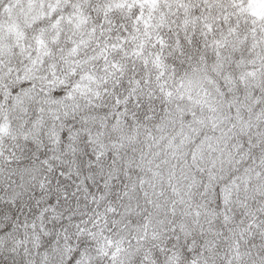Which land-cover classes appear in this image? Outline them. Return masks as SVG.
Listing matches in <instances>:
<instances>
[{
	"label": "clouds",
	"instance_id": "9594fccd",
	"mask_svg": "<svg viewBox=\"0 0 264 264\" xmlns=\"http://www.w3.org/2000/svg\"><path fill=\"white\" fill-rule=\"evenodd\" d=\"M0 264H264V0H0Z\"/></svg>",
	"mask_w": 264,
	"mask_h": 264
}]
</instances>
